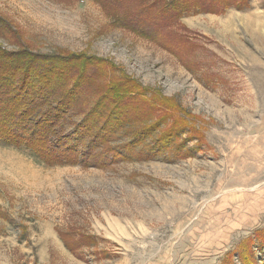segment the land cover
Here are the masks:
<instances>
[{"label": "rangeland", "instance_id": "obj_1", "mask_svg": "<svg viewBox=\"0 0 264 264\" xmlns=\"http://www.w3.org/2000/svg\"><path fill=\"white\" fill-rule=\"evenodd\" d=\"M172 28L177 51L112 25L93 0H0L6 51L107 62L71 111L129 80L137 104L172 101L185 123L177 151L156 157L124 151L121 131L97 149L103 165L52 164L0 141V264H264V0ZM147 109L136 127L173 126Z\"/></svg>", "mask_w": 264, "mask_h": 264}, {"label": "trees", "instance_id": "obj_2", "mask_svg": "<svg viewBox=\"0 0 264 264\" xmlns=\"http://www.w3.org/2000/svg\"><path fill=\"white\" fill-rule=\"evenodd\" d=\"M93 1L102 7L112 25L174 51L179 49L181 41L169 33L175 34L172 27L183 16L248 5V0ZM104 63L107 64L93 56H53L37 54L27 48L12 52L0 46V141L14 147L26 146L52 164L83 161L103 165L92 162L101 159L97 158L100 154L97 149L110 144L123 130L128 139L122 144L124 151L131 152L132 147L142 145L148 157L177 151L179 132L185 125L173 115L177 105L160 100L137 104L136 94L124 90L129 80L110 83L103 89L98 86L99 95L93 107L85 112L71 111L74 103L83 102L87 92L95 91L98 76L106 73ZM147 107L164 108L165 113L160 117L165 121L167 116L173 118V126L160 135L155 133L162 129L160 121L136 127L148 114ZM70 113L84 115L67 132ZM148 137L151 144L147 142ZM109 152L113 158L125 156L115 149Z\"/></svg>", "mask_w": 264, "mask_h": 264}, {"label": "bare ground", "instance_id": "obj_3", "mask_svg": "<svg viewBox=\"0 0 264 264\" xmlns=\"http://www.w3.org/2000/svg\"><path fill=\"white\" fill-rule=\"evenodd\" d=\"M249 16H250V15H249ZM246 17H247V16H246ZM250 18H251V17H250ZM244 20H245V19H244ZM246 20H247V19H246ZM250 21H252V20H250ZM257 22H258V21H257ZM259 22H261V21H259ZM247 23H249V22H247ZM247 23H246V25H247ZM255 23H256V22H255ZM251 25H253L252 22H251ZM249 26H250V25H249ZM249 26H248V27H249ZM252 28H253V27H252ZM254 28H255V27H254ZM259 28H260V26H259ZM261 28H262V27H261ZM261 38H262V37H261ZM258 39H259V38H258Z\"/></svg>", "mask_w": 264, "mask_h": 264}]
</instances>
